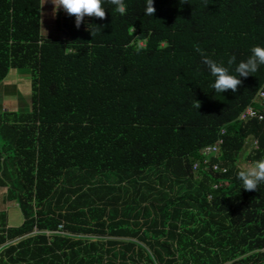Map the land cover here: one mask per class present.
<instances>
[{"label":"trees","instance_id":"trees-1","mask_svg":"<svg viewBox=\"0 0 264 264\" xmlns=\"http://www.w3.org/2000/svg\"><path fill=\"white\" fill-rule=\"evenodd\" d=\"M144 2L42 43L43 0H0V84L31 78L30 108L0 113V188L23 215L0 216V264H264V183L236 179L264 158V122L240 118L264 66L220 94L203 63L235 75L264 47V0Z\"/></svg>","mask_w":264,"mask_h":264},{"label":"clouds","instance_id":"clouds-1","mask_svg":"<svg viewBox=\"0 0 264 264\" xmlns=\"http://www.w3.org/2000/svg\"><path fill=\"white\" fill-rule=\"evenodd\" d=\"M51 3L53 5V16L59 11H63L68 16L74 17L76 28L80 27L86 17L104 19L105 3H110L114 11L119 15L126 13L125 0H51ZM153 4L154 0H145L143 15L153 17L155 13ZM234 61L235 57H232L227 61V64L230 66ZM203 63L211 76L214 77L213 82L210 84L213 93L223 94L228 90L236 93L238 86L242 82L241 78L252 76L264 66V47H252L247 59L240 61L236 65L234 69L235 75L230 74L229 67L223 66L209 58H204ZM236 179L239 181L240 190H257L258 186L264 183V158L252 162L251 166L245 170L238 171Z\"/></svg>","mask_w":264,"mask_h":264},{"label":"rangeland","instance_id":"rangeland-1","mask_svg":"<svg viewBox=\"0 0 264 264\" xmlns=\"http://www.w3.org/2000/svg\"><path fill=\"white\" fill-rule=\"evenodd\" d=\"M62 12L59 11L55 16H53V5L51 1L46 0L45 2V0H43L41 15L39 14L40 23L42 25L41 30L39 32V36L34 37L32 40L33 41L36 40L37 42L44 43V42H51L56 39H59L62 42H70L74 39H77V37L75 38V36L72 35V31H76L78 29L75 27L74 17H70L67 14L63 15L64 12L63 13ZM88 22H89V17H86L84 21V30H83L86 39L88 38V33H89ZM13 71H14L13 73H15V71L16 72L18 71V74L16 73V78L20 82V85H22V83L23 84L26 83V81L30 83L31 78L29 75V71L28 72L19 71V70H13ZM253 148H254V144H253ZM248 156H249V152L246 154L244 153L240 158L239 166L243 170L251 166V163L247 161ZM0 207L3 208L4 212L6 213L8 219L7 221L10 227L17 228L22 224L23 215L21 211L16 207L15 203L6 204L3 202V200L0 199Z\"/></svg>","mask_w":264,"mask_h":264},{"label":"crops","instance_id":"crops-1","mask_svg":"<svg viewBox=\"0 0 264 264\" xmlns=\"http://www.w3.org/2000/svg\"><path fill=\"white\" fill-rule=\"evenodd\" d=\"M13 72L14 71L11 70L8 73L6 79L0 84V113L17 112L20 109L30 108V104H31L30 83L26 81V83L24 84L22 83V85H20V82L16 78V73L18 74V71L17 72L15 71V73ZM12 74L14 77L12 76ZM6 192L7 190L5 188H0V199L3 200V202ZM3 212H4L3 208L0 207V216ZM8 227H10L9 224Z\"/></svg>","mask_w":264,"mask_h":264},{"label":"built area","instance_id":"built-area-1","mask_svg":"<svg viewBox=\"0 0 264 264\" xmlns=\"http://www.w3.org/2000/svg\"><path fill=\"white\" fill-rule=\"evenodd\" d=\"M256 106H258L259 108L257 109ZM240 118L242 121L257 120L259 122H264V88L257 94L252 102V105L248 106L246 110L241 114ZM253 143L254 148L257 149V141H254ZM222 144L223 142L219 141L216 145L206 148L204 151L205 154L208 155L209 158L216 156ZM213 168L215 170L218 169L217 166H214Z\"/></svg>","mask_w":264,"mask_h":264}]
</instances>
